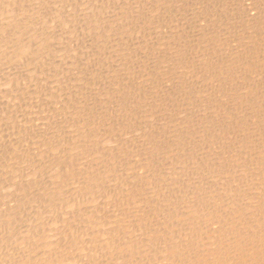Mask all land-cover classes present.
<instances>
[{
    "label": "rangeland",
    "instance_id": "rangeland-1",
    "mask_svg": "<svg viewBox=\"0 0 264 264\" xmlns=\"http://www.w3.org/2000/svg\"><path fill=\"white\" fill-rule=\"evenodd\" d=\"M0 35V264L256 263L264 0H0Z\"/></svg>",
    "mask_w": 264,
    "mask_h": 264
},
{
    "label": "bare ground",
    "instance_id": "bare-ground-1",
    "mask_svg": "<svg viewBox=\"0 0 264 264\" xmlns=\"http://www.w3.org/2000/svg\"><path fill=\"white\" fill-rule=\"evenodd\" d=\"M27 3H28V1H27ZM30 4H31V2H30ZM25 6V5H24ZM29 8V7H28ZM62 8H63V6H62ZM11 10V9H10ZM16 10V9H15ZM11 12V11H10ZM223 13V12H222ZM235 15V14H234ZM252 15V14H251ZM6 16V15H5ZM24 16H26V15H24ZM7 17V16H6ZM18 17V16H17ZM249 17H250V15H249ZM3 18H5V17H3ZM34 18V17H33ZM46 18V17H45ZM220 19V18H219ZM253 19V18H252ZM24 20V19H23ZM210 21V20H209ZM3 22V21H2ZM12 22V21H11ZM31 22V21H30ZM13 24V23H12ZM22 24V23H21ZM24 24V23H23ZM37 24V23H36ZM42 24V23H41ZM6 25V24H5ZM10 25V24H9ZM38 25V24H37ZM2 26H4V25H2ZM12 26V25H11ZM21 26V25H20ZM19 26V27H20ZM214 26V25H213ZM14 27V26H13ZM15 27H17V26H15ZM25 27V26H24ZM28 27V26H27ZM31 27V26H30ZM185 27V26H184ZM227 27H229V26H227ZM23 28V27H22ZM22 28H21V30H22ZM37 28V27H36ZM7 30V29H6ZM5 31V30H4ZM10 31V30H9ZM24 31V30H23ZM255 31V30H254ZM19 31H17V33H18ZM27 32V31H26ZM42 32V31H41ZM179 32H181V31H179ZM3 33V32H2ZM11 33V32H10ZM14 33H15V31H14ZM12 34V33H11ZM182 34V33H181ZM3 35V34H2ZM7 35V34H6ZM10 35V34H9ZM1 36V35H0ZM41 36V35H40ZM39 36V37H40ZM257 36V35H256ZM10 37V36H9ZM14 36H12V38H13ZM32 37H33V35H32ZM3 39H5V37L3 38ZM21 39V38H20ZM31 39V38H30ZM183 39V38H182ZM9 40V39H8ZM11 40V39H10ZM260 40V39H259ZM20 41V40H19ZM28 41V40H27ZM39 41V40H38ZM43 41V40H42ZM171 41V40H170ZM247 42V41H246ZM14 43V42H13ZM23 43V42H22ZM27 43V42H26ZM28 43H30V42H28ZM37 43V42H36ZM200 43V42H199ZM1 44V43H0ZM15 44H16V42H15ZM31 44V43H30ZM229 44V43H228ZM6 45H8V44H6ZM17 45V44H16ZM15 45V46H16ZM28 45V44H27ZM193 45V44H192ZM0 46H2V45H0ZM19 46V45H18ZM189 46V45H188ZM20 47V46H19ZM31 47V46H30ZM17 48V47H16ZM16 48H14V49H16ZM13 49V50H14ZM32 50H33V48H31ZM30 49V50H31ZM251 49V48H250ZM1 50V49H0ZM29 50V52H31ZM255 50V49H254ZM203 52H204V50H202ZM241 51V50H240ZM9 52V51H8ZM189 52V51H188ZM7 53V52H6ZM190 53V52H189ZM243 53V52H242ZM29 54V53H28ZM32 54V53H31ZM34 54V53H33ZM44 54V53H43ZM194 54V53H193ZM2 55V54H1ZM15 55V54H14ZM35 55V54H34ZM33 55V56H34ZM37 55H39L38 53L35 55V57L34 58H37ZM221 55V54H220ZM253 55V54H252ZM26 56V55H25ZM42 56V55H41ZM241 56V55H240ZM260 56V55H259ZM28 58H29V56H28ZM31 58V57H30ZM0 59H1V57H0ZM26 59V58H25ZM32 59V58H31ZM241 60V59H240ZM32 61V60H31ZM248 61V60H247ZM17 62V61H16ZM181 62V61H180ZM206 62V61H205ZM242 62V61H241ZM250 63V62H249ZM2 64V63H1ZM15 64V63H14ZM174 64V63H173ZM9 66V65H8ZM14 66V65H13ZM214 66V65H213ZM260 66V65H259ZM18 67V66H17ZM24 67V66H23ZM1 68V67H0ZM6 68V67H5ZM14 68H16V67H14ZM29 69V68H28ZM27 69V70H28ZM34 69V68H33ZM237 69V68H236ZM31 70V69H30ZM219 89V88H218ZM215 93V92H214ZM262 116V115H261ZM249 117V116H248ZM227 118V117H226ZM243 118V117H242ZM225 120V119H224ZM231 121V120H230ZM259 120H257V122H258ZM199 124V123H198ZM228 129V128H227ZM257 130V129H256ZM203 134V133H202ZM260 140V139H259ZM61 161V160H60ZM252 162V161H251ZM56 163V162H55ZM261 163V162H260ZM259 163V164H260ZM264 164V163H263ZM50 166V165H49ZM242 166V165H241ZM72 167V166H71ZM245 170V169H244ZM257 170V169H256ZM264 172V171H263ZM65 174V173H64ZM260 174V173H259ZM264 175V174H263ZM264 177V176H263ZM248 184H250V183H248ZM247 184V185H248ZM254 185V184H253ZM262 185V184H261ZM255 186H256V184H255ZM258 186V185H257ZM256 186V187H257ZM235 188V187H234ZM250 189V188H249ZM260 189V188H259ZM264 189V188H263ZM261 192V191H260ZM121 195V194H120ZM256 195V194H255ZM233 196V195H232ZM240 196V195H239ZM257 196V195H256ZM251 197H252V195H251ZM259 197V196H258ZM230 198V197H229ZM247 198H249V197H247ZM246 199V198H245ZM234 200H236V199H234ZM243 200V199H242ZM259 200V199H258ZM232 201V200H231ZM228 202H229V200H228ZM238 202V201H237ZM230 203V202H229ZM230 204H232V203H230ZM246 205V204H245ZM255 205V204H254ZM235 206V205H234ZM239 206H241L240 204H239ZM244 206V205H243ZM182 207V206H181ZM236 207V206H235ZM249 206H247V208H248ZM183 208V207H182ZM239 208H241V207H239ZM244 208V207H243ZM242 208V209H243ZM254 208V207H253ZM256 208V207H255ZM237 209V207L235 208V210ZM197 210V209H196ZM229 210V209H228ZM234 210V209H233ZM241 211V210H240ZM255 211H258V209L256 208V210ZM226 212V211H225ZM234 212V211H233ZM259 212V211H258ZM208 213V212H207ZM242 213V212H241ZM262 213V212H261ZM245 214V213H244ZM254 214H256V212L254 213ZM264 214V212L262 213V215ZM242 215V214H241ZM257 215V214H256ZM166 216V215H165ZM221 216V215H220ZM253 216V215H252ZM142 217V216H141ZM147 217V216H146ZM235 217V216H234ZM168 218V217H167ZM197 218V217H196ZM229 218H230V216H229ZM229 218H228V220H229ZM233 218V217H232ZM262 218V217H261ZM231 219V218H230ZM249 219V218H248ZM258 219H260V218H258ZM263 219V218H262ZM262 219H261V222H262ZM165 220H166V218H165ZM40 221V220H39ZM235 221H237V220H235ZM258 221H260V220H258ZM42 222V221H41ZM194 222V221H193ZM200 222V221H199ZM234 222V221H233ZM232 222V223H233ZM160 223V222H159ZM231 223V222H230ZM239 223V222H238ZM242 223V222H241ZM169 224V223H168ZM168 224H166V225H168ZM207 224V223H206ZM234 224H235V222H234ZM147 225V224H146ZM159 225V224H158ZM264 225V224H263ZM72 226V225H71ZM188 226V225H187ZM260 226H261V223H260ZM221 227V226H220ZM235 227V226H234ZM247 227V226H246ZM214 228H217V227H214ZM223 228V227H222ZM249 228V227H248ZM253 228H255V227H252V229ZM258 228V227H257ZM150 229V228H149ZM190 229V228H189ZM236 229V228H235ZM162 230H164V229H162ZM199 230V229H198ZM211 230H212V232H216L217 234H216V236H217V243L216 244H218V245H221L223 242H224V239L223 238H225V237H223L222 238V231H220V230H214L213 229V227H211ZM222 230V229H221ZM247 230V229H246ZM255 230V229H254ZM262 230H264V229H261V230H256L258 233H259V231H260V233H259V235H254V234H252V235H249V238H250V240H248V242H246V243H243L242 244V241H240L241 240V236H239L238 238H237V240H235V241H232V239H231V237H230V240L233 242V247H234V251L235 252H238L239 253V255H240V257L242 256V253L244 254V257H250L249 258V260L250 259H252V261L254 260V261H256V263L255 264H264V252H259V249H263L264 248V232L262 231ZM148 231V230H147ZM233 231V230H232ZM232 231H230V233L232 232ZM189 232V231H188ZM206 232V231H205ZM229 232V231H228ZM228 232H225L226 234L228 233ZM242 232V231H241ZM172 233V232H171ZM187 233V232H186ZM229 233V234H230ZM238 232L236 231L235 232V230H234V232L232 233V235H233V237L237 234ZM245 233H246V231H245ZM249 233V232H248ZM251 233H254L253 231H251ZM258 233H256V234H258ZM199 235V234H198ZM241 235V234H240ZM28 236V235H27ZM175 236V235H174ZM215 236V237H216ZM242 236L244 237V235H243V232H242ZM187 237V236H186ZM139 238V237H138ZM176 238V237H175ZM245 238V237H244ZM188 239V238H187ZM228 239V238H227ZM262 239H263V242H262ZM186 240V239H185ZM226 240V239H225ZM242 240H243V238H242ZM245 240V239H244ZM72 241V240H71ZM180 242H181V240H179ZM178 241V242H179ZM247 241V240H246ZM183 242V241H182ZM190 241H188V243H189ZM198 242V241H197ZM230 242V241H229ZM186 243V242H185ZM231 243V242H230ZM27 244V243H26ZM175 244H176V242H175ZM212 244V243H211ZM157 245V244H156ZM177 245V244H176ZM187 244H185V246H186ZM189 246V245H188ZM228 246V244L226 245V247ZM58 247V246H57ZM182 247H183V244H182ZM218 247V248H217ZM222 247V246H221ZM220 246H217V245H215V246H213V247H211L210 246V249L212 248V250H213V252H212V255L213 256H209V257H207L205 260L206 261H204V263H202V264H232V258H230V257H228L229 256V254H230V250L228 249V248H221ZM261 247V248H260ZM3 248V247H2ZM230 248V247H229ZM232 248V247H231ZM179 249V248H178ZM177 249V250H178ZM257 249H258V252H257ZM29 250V249H28ZM133 250V249H132ZM144 250V249H143ZM180 250V249H179ZM252 250H255V252L254 253H256V255L255 256H252ZM191 251V250H190ZM20 252V251H19ZM28 252V251H27ZM66 252V251H65ZM199 252V251H198ZM6 253V252H5ZM184 253V252H183ZM28 254V253H27ZM169 255V254H168ZM201 255V254H200ZM206 255V254H205ZM236 255V254H235ZM56 256V255H55ZM201 256H203V255H201ZM236 256H238V255H236ZM161 257V256H160ZM160 257H159V259H160ZM191 256H189L188 257V259L190 258ZM193 257V256H192ZM231 257H233V256H231ZM239 257V256H238ZM243 257V256H242ZM19 258V257H18ZM50 258V257H49ZM174 259V258H173ZM182 259V258H181ZM243 259V258H242ZM56 260V259H55ZM95 260H97V259H95ZM153 260V259H152ZM152 260H151V262H152ZM184 261H185V258L183 259ZM183 260H181V261H183ZM248 260V259H247ZM192 261H195V260H192ZM198 262H200L199 260H197ZM53 262H54V260H53ZM91 262V261H90ZM187 262V261H186ZM245 262H247V261H245ZM88 263V262H87ZM145 263V262H144ZM194 263V262H193ZM15 264V263H14ZM187 264V263H186ZM234 264H237V262L235 261V263ZM238 264H242V261H238ZM244 264V263H243ZM245 264H247V263H245ZM251 264H254V263H251Z\"/></svg>",
    "mask_w": 264,
    "mask_h": 264
}]
</instances>
